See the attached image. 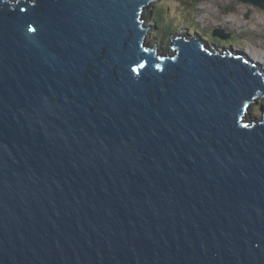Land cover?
I'll return each mask as SVG.
<instances>
[{
    "label": "water",
    "instance_id": "95a60500",
    "mask_svg": "<svg viewBox=\"0 0 264 264\" xmlns=\"http://www.w3.org/2000/svg\"><path fill=\"white\" fill-rule=\"evenodd\" d=\"M152 1L0 0V264H264L259 65Z\"/></svg>",
    "mask_w": 264,
    "mask_h": 264
},
{
    "label": "rangeland",
    "instance_id": "374dc122",
    "mask_svg": "<svg viewBox=\"0 0 264 264\" xmlns=\"http://www.w3.org/2000/svg\"><path fill=\"white\" fill-rule=\"evenodd\" d=\"M177 3H174V2ZM208 0H154V8H153V16L151 18V21L156 23L159 30H162L161 33L165 35V37H157L155 35H152V32L149 33V40L153 44H160V48L162 52H167L168 55H173L175 52L171 49V38H168L170 35L165 33V25L162 26L160 22H158V10L159 8L165 9L167 20L170 21L171 26L167 29L171 32H181L182 30H190L193 35L195 34L197 37L192 36L195 38V40L199 37H202L205 40H208V34L210 31L212 33L217 30L225 29L227 33L233 34L232 41H229L225 44L232 45L235 50H243L247 56H249L250 60L259 66L262 64L263 67H259V71L262 72L264 75V60H260L258 58V54H256L254 51L249 52L248 46L252 45L255 49L260 51V46L264 47V25L261 26H248L246 24H240V23H246L248 19L250 20L252 16V11L249 10L251 8L257 9L259 12L264 14V8L260 7L259 5H256L252 2H244L242 0H221L220 4H214L212 8V13L215 15L219 14L220 12L226 13V14H237L238 7L240 4H246L249 6V8L240 15L241 22L236 21L235 24L231 23H222V22H216V23H209V19L203 18L201 15V9L205 6ZM214 3V1L219 0H210ZM148 16V12H147ZM148 22L146 17V26H150L153 24V22ZM160 25V26H159ZM195 32V33H194ZM158 33V32H157ZM152 39H151V38ZM226 38V37H224ZM230 39V38H229ZM229 39H222L224 41H227ZM216 49L210 47V51L213 52ZM222 50L219 52L221 53ZM231 52H228L230 54ZM215 54V52H213ZM261 63V64H260ZM260 103L264 105V99H259L258 102L254 103L252 107L255 109L254 112L258 113V117L261 118L263 115V112H260ZM260 120V119H259ZM258 120V121H259Z\"/></svg>",
    "mask_w": 264,
    "mask_h": 264
},
{
    "label": "clouds",
    "instance_id": "9594fccd",
    "mask_svg": "<svg viewBox=\"0 0 264 264\" xmlns=\"http://www.w3.org/2000/svg\"><path fill=\"white\" fill-rule=\"evenodd\" d=\"M9 1H11V2H16V1H18V0H9ZM150 5H151V3L148 5L149 6V8L145 11V13H144V23H143V29H147L148 28V26H146V17H147V12H148V14L150 13V15H152V13H153V11H152V9L154 8V6L153 7H150ZM224 31H225V29H223ZM148 31H149V29H147V32H146V35H145V41H146V44L148 45V46H151L152 48H154L155 47V51L157 52V54H163V55H168L167 54V52H162L159 48H158V46H160V44L158 43V44H153L150 40H148ZM225 33V32H224ZM213 36L214 37H220V36H215V31L213 32ZM181 37V39H183V37H185V41H190V40H193V39H195L194 37H192V38H189V37H187V36H181V34L180 35H175L174 37H173V40H176L177 38H180ZM231 37V36H230ZM202 38V37H201ZM201 38H197L196 40H198L199 42H200V44L202 45V48H204V50H207V51H209V52H211L210 51V47H212V48H214V49H216L215 51H216V53L217 54H220V55H224V53L226 54V55H232V56H238L236 53H234V52H232V51H230V48H233L234 50H235V48L232 46V45H227V46H220V47H218L216 44H211V42H209L208 40H205V39H201ZM221 38H222V36H221ZM214 42H217V41H214ZM218 43V42H217ZM172 46H174V42L172 41V43H171V49L174 51V52H177V50L176 49H173L172 48ZM224 48H226L227 50H225ZM220 50H222L221 51V53L219 52ZM215 51H213V52H215ZM236 51V50H235ZM237 51H241V52H243V53H245L243 50H237ZM213 52H211V53H213ZM228 52H231L230 54H228ZM162 56V55H161ZM168 56H171V55H168ZM259 67H261V65L259 66ZM260 72V71H259ZM261 73V77L263 78V83H264V75L262 74V72H260ZM259 99H264V96H262V97H257V98H254L253 100H252V102H250V103H248L247 104V107L245 108V111L243 112V117H245L246 119H248V120H251L252 122V124L254 123V124H257L258 122H261L262 120H264V115H262V117L261 118H259L258 117V113H255L253 110L255 109L254 107H252V105H254V103H256V102H258L259 101ZM260 112L262 113L263 111H262V109H264V105H262L261 103H260ZM260 119V120H259ZM259 120V121H258Z\"/></svg>",
    "mask_w": 264,
    "mask_h": 264
},
{
    "label": "bare ground",
    "instance_id": "6f19581e",
    "mask_svg": "<svg viewBox=\"0 0 264 264\" xmlns=\"http://www.w3.org/2000/svg\"><path fill=\"white\" fill-rule=\"evenodd\" d=\"M178 2V1H177ZM176 1L174 3H177ZM221 0L219 1H214V3L210 0L207 1V3L205 4V6L201 9V15L203 16V18H207L209 19L208 22L209 23H216V22H222V23H231V24H235L236 21L241 22V17L240 15H242L248 8L249 6L246 4H240L238 7V12L240 13L239 15L231 13V14H226V13H222L220 12L219 14L215 15L214 13H212V8L213 5L216 4H220ZM252 11V16L250 18V20L248 19V21L246 23H240V24H246L248 26H261L264 25V14H262L261 12H259L257 9L255 8H251L249 9ZM248 51L251 52H255L256 54H258V58H260V60H264V47L260 46V51L255 49L252 45L248 46Z\"/></svg>",
    "mask_w": 264,
    "mask_h": 264
},
{
    "label": "flooded vegetation",
    "instance_id": "af4514ba",
    "mask_svg": "<svg viewBox=\"0 0 264 264\" xmlns=\"http://www.w3.org/2000/svg\"><path fill=\"white\" fill-rule=\"evenodd\" d=\"M154 6V0L151 2V5H150V7H153ZM152 11H153V9H152ZM158 14H159V17H158V22H160L161 24H162V26H164L165 25V29H166V31H165V33L167 34H169L170 36L168 37V38H171V42L170 43H172V41H173V37L175 36V35H180L181 34V36H187V37H189V38H192V36H195V37H197L195 34L193 35V33H191L190 32V30L188 31V30H182L181 32H171V31H169L168 30V32H167V29L168 28H170V26H171V23H170V21L169 20H167V15H166V12H165V9H161V8H159V10H158ZM152 16H153V13H152V15H150V13L148 14V16H147V21L148 22H150L151 21V18H152ZM151 22H153V21H151ZM160 26V25H159ZM148 28H149V31H148V40H149V33L150 32H152V35H155V36H159V37H165V35H163L162 33H161V31L162 30H159L160 28H158V26L156 25V23H154L153 22V24H151L150 26H148ZM158 32V33H157ZM195 33V32H194ZM209 35H210V37H209ZM231 36V37H230ZM208 37H209V42H211V44H216L218 47H220V46H227L228 44H225V43H227V42H229V41H232L231 39H232V37H233V34H231V33H227L226 32V30H225V33L222 35V39H229V40H227V41H224V40H221V37H214L213 36V33H212V31H210V33L208 34ZM224 37H226V38H224ZM151 38V37H150ZM199 38H201V37H199ZM152 39V38H151ZM202 39V38H201ZM214 41H217V42H214ZM158 48L161 50V49H163V48H160V46H158ZM261 64V63H260ZM261 67H263V65L261 64Z\"/></svg>",
    "mask_w": 264,
    "mask_h": 264
},
{
    "label": "trees",
    "instance_id": "16d2710c",
    "mask_svg": "<svg viewBox=\"0 0 264 264\" xmlns=\"http://www.w3.org/2000/svg\"><path fill=\"white\" fill-rule=\"evenodd\" d=\"M256 113V112H255Z\"/></svg>",
    "mask_w": 264,
    "mask_h": 264
}]
</instances>
